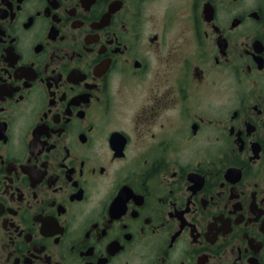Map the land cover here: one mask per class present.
<instances>
[{
  "label": "flooded vegetation",
  "instance_id": "1",
  "mask_svg": "<svg viewBox=\"0 0 264 264\" xmlns=\"http://www.w3.org/2000/svg\"><path fill=\"white\" fill-rule=\"evenodd\" d=\"M0 264H264V0H0Z\"/></svg>",
  "mask_w": 264,
  "mask_h": 264
}]
</instances>
